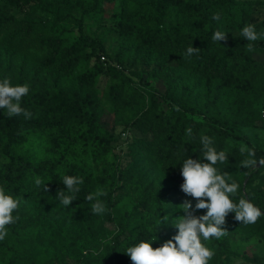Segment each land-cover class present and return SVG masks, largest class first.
Instances as JSON below:
<instances>
[{
  "label": "trees",
  "instance_id": "obj_1",
  "mask_svg": "<svg viewBox=\"0 0 264 264\" xmlns=\"http://www.w3.org/2000/svg\"><path fill=\"white\" fill-rule=\"evenodd\" d=\"M261 4L0 0V82L28 85L21 107L32 113L9 118L0 109V188L20 201L0 240V264H133L129 247L163 246L160 238L178 234L179 206L187 200L195 210L198 202L182 191L181 168L189 157L207 163L204 135L228 157L214 167L239 185L230 198L248 199L262 213L250 225L229 213L224 236L201 238L214 251L208 264H226L238 240L264 245V178L251 186L264 168H254L264 159V39L249 52L241 36L247 18L238 21L235 12ZM221 22L227 41L214 42ZM190 45L199 51L188 56ZM102 78L106 103L97 93ZM118 126L139 134L125 168L114 150ZM249 159L255 163L243 166ZM64 175L84 180L68 207L56 200L66 191ZM97 191L106 193L99 215L85 199ZM250 264L262 263L255 256Z\"/></svg>",
  "mask_w": 264,
  "mask_h": 264
},
{
  "label": "clouds",
  "instance_id": "obj_2",
  "mask_svg": "<svg viewBox=\"0 0 264 264\" xmlns=\"http://www.w3.org/2000/svg\"><path fill=\"white\" fill-rule=\"evenodd\" d=\"M212 19L221 20V14L215 13ZM241 36L249 42L245 47L251 52L254 44L264 38V32L258 33L254 25H246ZM214 42L227 41V32L216 30L212 37ZM199 48L190 45L187 48V55L191 56L198 52ZM29 93L28 85L11 86L10 81L5 78L0 82V109L6 110L7 117L11 118L23 114L26 119L32 118V113L21 107V99ZM187 134L191 135V128L187 129ZM201 143L204 148L203 163L187 158L181 168L184 178L182 191L198 202L195 210L207 209V213L197 217L191 201H185L179 208L184 215L173 221L178 229V234L163 246L153 248L152 242L141 241L139 244L129 247L126 251L133 264H208L213 257L214 251L206 247L203 240L207 241L215 237L221 238L226 234L222 226L226 222L229 213H235V219L245 225L255 224L261 217V210L251 203L248 199L240 198L238 204L234 203L230 195H235L239 185L233 181L226 182L225 175L218 174L214 165L218 162L224 163L228 157L224 151H217L213 147V139L204 135L201 136ZM254 155V153H250ZM243 166L248 167L255 163L253 160H245ZM35 183L41 185L42 181L36 179ZM62 183L66 186L65 190L57 193L56 200L65 207H68L76 200V193L81 191L84 183L82 177L64 175ZM44 190L48 192L47 184ZM106 195L103 191L88 194L85 199L89 202L95 201L91 206V213L95 215L103 214L106 211L105 204L99 197ZM19 199L11 195H6L3 188H0V240H4L7 235L6 226L15 222L18 217H13L14 210L18 209ZM168 217H164L167 220Z\"/></svg>",
  "mask_w": 264,
  "mask_h": 264
},
{
  "label": "rangeland",
  "instance_id": "obj_3",
  "mask_svg": "<svg viewBox=\"0 0 264 264\" xmlns=\"http://www.w3.org/2000/svg\"><path fill=\"white\" fill-rule=\"evenodd\" d=\"M119 9L118 4L111 6L109 9L108 17L106 18V26L112 25L111 23V14L114 11ZM236 17L238 21H241L243 15L247 18V25L251 24L255 26V30L258 33L264 32V4L261 5H245L244 9L237 8L235 9ZM23 14V12L21 13ZM221 28L224 29V22H221ZM231 34L236 33L231 30ZM264 39V38H262ZM113 41H109L107 45L109 46ZM103 59V58H102ZM106 61H112L106 55ZM106 79L102 78L99 83L98 96L101 99V102L106 103V97L102 94L104 89H106L107 83ZM260 134L264 136V132L260 130ZM116 135L118 136V141L115 142V155L122 162V167L125 168L132 160V157L129 153V144L131 143L133 136L139 135L137 130L134 129H124L123 126H118L116 128ZM115 158V157H114ZM255 168V166H254ZM262 178H264V168L258 174L254 180L253 185L257 184ZM198 215H205L204 209L197 210ZM109 228L114 229L113 225L108 224ZM162 243L167 242V238H160ZM259 258V262L264 264V245L258 239H252L249 241L238 240L236 252L231 254L226 260V264H246L253 262L254 257Z\"/></svg>",
  "mask_w": 264,
  "mask_h": 264
},
{
  "label": "water",
  "instance_id": "obj_4",
  "mask_svg": "<svg viewBox=\"0 0 264 264\" xmlns=\"http://www.w3.org/2000/svg\"><path fill=\"white\" fill-rule=\"evenodd\" d=\"M264 163V159L257 162L256 165H255V168L258 169L262 164ZM247 181H245V184H246ZM246 264H250V263H246Z\"/></svg>",
  "mask_w": 264,
  "mask_h": 264
},
{
  "label": "built area",
  "instance_id": "obj_5",
  "mask_svg": "<svg viewBox=\"0 0 264 264\" xmlns=\"http://www.w3.org/2000/svg\"><path fill=\"white\" fill-rule=\"evenodd\" d=\"M102 58L105 59L104 56H103ZM262 121H263V124H264V110H263V112H262Z\"/></svg>",
  "mask_w": 264,
  "mask_h": 264
}]
</instances>
